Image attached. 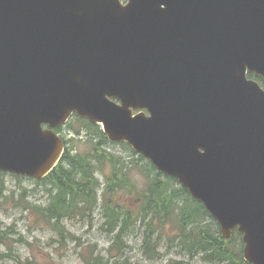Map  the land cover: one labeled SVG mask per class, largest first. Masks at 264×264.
<instances>
[{"label": "water", "instance_id": "water-1", "mask_svg": "<svg viewBox=\"0 0 264 264\" xmlns=\"http://www.w3.org/2000/svg\"><path fill=\"white\" fill-rule=\"evenodd\" d=\"M248 70L264 77V0H0V170L49 174L64 144L43 125L76 112L264 264V91Z\"/></svg>", "mask_w": 264, "mask_h": 264}, {"label": "trees", "instance_id": "trees-1", "mask_svg": "<svg viewBox=\"0 0 264 264\" xmlns=\"http://www.w3.org/2000/svg\"><path fill=\"white\" fill-rule=\"evenodd\" d=\"M249 77L262 81L254 75ZM88 131L94 139L99 140L93 144L92 152L74 155L72 151H68L60 165L44 181L39 182L47 188L49 204L40 206L27 199L25 201L27 211L37 218L38 223L50 225L49 228L60 238V244H65L66 239L73 237L62 224L64 220L84 219L94 215L102 203L108 232L117 235L112 256L110 260H106L102 254L96 252L95 247L86 248L85 253L80 256L83 264H129L116 258L125 249L122 237L141 220L145 221L148 233L144 242L146 255L152 250L149 258L158 255L159 243L154 241V237L160 239L167 223L172 220L175 224L172 229L177 232L180 244L188 245L187 242H191L188 247L191 250L190 255L194 252L203 254L204 259L210 263L245 264L242 246L232 240H222L219 228L203 205L194 200L185 189L178 187L176 179L159 173L148 162L145 166H139L138 163H132L133 159L126 161L113 157L105 150L109 141L100 128L89 124ZM131 166L135 168H130ZM105 167L114 168L113 180H108V186L102 195L104 202H99L102 182L97 173ZM133 170H139L148 183L147 189L139 196L142 199L140 206L134 209L125 207L119 201L121 190L134 189L130 180ZM120 179L123 180L113 182ZM190 226L192 228L189 230ZM11 229L6 232L0 227V243L5 244L8 241ZM4 257L7 256L0 254V261Z\"/></svg>", "mask_w": 264, "mask_h": 264}, {"label": "rangeland", "instance_id": "rangeland-1", "mask_svg": "<svg viewBox=\"0 0 264 264\" xmlns=\"http://www.w3.org/2000/svg\"><path fill=\"white\" fill-rule=\"evenodd\" d=\"M85 125L76 118L70 122L74 131L84 132L74 143V149L78 152H92V142L89 140L94 137L91 135L86 137L88 131L85 130ZM70 126L63 132L67 134L68 139L74 136V133L67 131L70 130ZM72 145L70 143L69 147H73ZM107 150L111 151L113 157L117 159L130 153L123 145H110ZM137 165L145 166L146 163L140 161ZM113 172L114 168L110 167L99 171L97 176L104 186H108V180H113ZM130 177L135 189L122 191L119 201L125 207L134 209L140 205L139 195L146 188L147 180L139 170H133ZM3 181L4 188L0 187V191L3 192L0 194V225L3 228L14 226L12 230L17 235L8 239L6 245L0 243V254L7 256L0 261V264H82L81 254L85 253L86 248L91 247H95L96 252L102 254L106 260L111 259L117 235L108 232L106 220L103 217L102 203L94 215H89L84 219L64 220L62 224L73 237L66 239L65 244H60V238L49 228L50 225L38 223L37 218L26 209V197L34 205L47 206L49 204V195L44 188L37 186L30 179L18 181L7 176L3 178ZM131 193L133 195H130ZM13 194L16 198L11 197ZM174 227L175 224L171 220L167 223L162 237L160 239H157V236L154 237V241L159 243L160 255L149 258L152 250L146 255L144 242L148 233L145 221H139L122 237L125 249L116 259L127 261L129 264H217L207 262L203 254H196L193 251L194 253L190 255L191 250L188 247L191 242H187L188 245H181L178 234L172 229ZM191 228L192 226L189 230Z\"/></svg>", "mask_w": 264, "mask_h": 264}, {"label": "bare ground", "instance_id": "bare-ground-1", "mask_svg": "<svg viewBox=\"0 0 264 264\" xmlns=\"http://www.w3.org/2000/svg\"><path fill=\"white\" fill-rule=\"evenodd\" d=\"M69 233V232H68Z\"/></svg>", "mask_w": 264, "mask_h": 264}]
</instances>
